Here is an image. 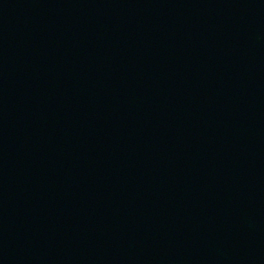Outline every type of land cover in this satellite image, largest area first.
Instances as JSON below:
<instances>
[{
    "label": "water",
    "instance_id": "1",
    "mask_svg": "<svg viewBox=\"0 0 264 264\" xmlns=\"http://www.w3.org/2000/svg\"><path fill=\"white\" fill-rule=\"evenodd\" d=\"M0 264H264V0H0Z\"/></svg>",
    "mask_w": 264,
    "mask_h": 264
}]
</instances>
